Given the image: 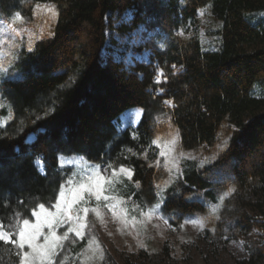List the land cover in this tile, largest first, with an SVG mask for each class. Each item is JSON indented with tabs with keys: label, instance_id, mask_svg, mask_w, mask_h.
Masks as SVG:
<instances>
[{
	"label": "trees",
	"instance_id": "obj_1",
	"mask_svg": "<svg viewBox=\"0 0 264 264\" xmlns=\"http://www.w3.org/2000/svg\"><path fill=\"white\" fill-rule=\"evenodd\" d=\"M45 2L55 5V22L31 52L26 45L18 52L14 66L21 78L1 82L13 118L0 126V217L11 221L37 203L54 202L70 170L59 168V154L134 169L133 181L140 183L133 196L140 206L152 203L160 171L151 140L170 126L179 133L180 149L198 150L212 147L227 125V143L213 159L181 163L182 176L164 191L162 214L172 225L204 215L220 191L233 185L237 205L229 230L264 231V0H0V15L17 7L27 16ZM202 8L220 22L214 48L172 32L194 21ZM128 10L135 12L128 30L151 15V26L166 33L164 48L150 43L149 63L126 66L110 56L102 59L108 15ZM157 68L165 79L159 84ZM165 100L173 105L165 108ZM132 107L143 109L139 124L117 134L116 120ZM29 134L32 143L25 142ZM39 156L44 175L34 163ZM246 207L263 221L249 218ZM211 223L206 237L222 243L221 221ZM85 243L67 242L58 259L70 258ZM218 245V251L224 249ZM250 251L247 260L230 257L231 264L257 263L264 244ZM0 264H18L15 246L0 242Z\"/></svg>",
	"mask_w": 264,
	"mask_h": 264
},
{
	"label": "rangeland",
	"instance_id": "obj_2",
	"mask_svg": "<svg viewBox=\"0 0 264 264\" xmlns=\"http://www.w3.org/2000/svg\"><path fill=\"white\" fill-rule=\"evenodd\" d=\"M39 4L52 6L50 2ZM36 5L30 9L27 16L22 15L17 7L11 10L9 14L4 12L0 15V20L3 21H11L16 12H20L23 17L22 21H17L14 25L19 30L20 36L0 34V65L7 69L5 74L0 75V126H5L13 118V108L10 101L2 93L1 82L6 78L8 80L21 78V73L14 66V59L17 58L18 52L23 46L29 47V44H32L41 34L48 32L55 22V18L49 12L44 8H36ZM200 12L203 14H198ZM134 13L133 10H128L120 15H108L102 59L110 56L113 60L120 61L126 66L133 65L135 62L149 63L151 56L150 43L153 42L160 48L165 47L166 33L159 26H151V15H147L144 21L137 23L133 29L128 30V27L132 24V19H134ZM198 13L194 21L176 25L172 32L179 36L197 37L204 45L214 48L215 31L220 22L210 13L208 8H202ZM181 30H183V35L180 34ZM9 39L14 40V43H8ZM160 72L163 73L160 68H157L154 78L155 83H157L156 80ZM159 80L160 83L165 80L164 74L159 76ZM158 92L162 93V90H158ZM171 106L165 104V108ZM133 110H135V123L125 119L126 115ZM142 114L143 109L140 107H132L122 112L116 120L117 134H120L125 128L135 129L142 118ZM229 127L233 128L232 126ZM175 134L176 131L169 126L165 134H159L156 138L159 137L160 143L163 144L164 141L170 140ZM228 137L229 131L227 125H225L217 134V141L212 147L205 146L202 149L192 151L180 149L179 140L177 139L178 151L176 155L179 157L180 172L181 163L185 160H195L198 164H204L213 159L216 153L226 145ZM157 149L159 153L160 148L157 147ZM181 152L184 154L183 156L179 155ZM60 156L73 158L71 164L64 161L65 166L62 169H70L68 176L75 174L73 179L77 183L91 166L100 164L89 161L81 154H59L58 157ZM77 157H83V159L77 160L75 159ZM39 158L42 161V157L39 156ZM36 161L37 159L35 160L36 167L40 172H44V168L38 167ZM60 163L62 162L58 160V165ZM155 166L160 171L155 184L156 193L159 192L160 195L152 203H147L144 206L139 205L140 203L133 196L138 190V185L133 179L129 181L122 176V183L116 186L119 197L126 201L121 207L127 208L129 218L135 216L137 221L141 223H137L135 228L131 224L125 227L122 220L119 218L114 219L107 209H101L102 216L99 219L94 213L90 212L87 218L88 227L85 229L83 238L86 242L85 245L70 258L63 255L59 259L66 257V264H205V256L207 261L212 264H231L230 257L240 261L247 260L252 245L264 244V231L259 227L238 231L229 230L228 220L235 216L237 205L233 185L220 191L215 203L219 204L220 207L215 213L210 209V205L215 204L209 203L208 210L204 215L193 214L183 219L178 225L170 224L162 214L161 205L163 202L161 201L164 200L165 189L173 186L180 175L175 171L169 175L164 167L163 158H160L159 166L156 165V162ZM106 175H111V169L108 170ZM157 185H159L158 188ZM221 196L224 197L222 201L219 199ZM129 197L132 199L129 200ZM134 205L136 206L135 210H133ZM90 206H95V202L93 201ZM151 208H155V210L149 216L148 212ZM50 210L54 211V209ZM245 211L252 220L263 221L262 214L255 213L249 207H246ZM141 212L145 215H141ZM186 220H202L203 227L199 224L193 225L191 222L185 223ZM213 220L221 221L219 238L222 243H217V240L211 242L206 237V229H213L211 223ZM65 230L66 227L59 229L58 234H62ZM93 237L96 238V242L90 243ZM79 240L81 239L76 238V242ZM218 244L223 245L224 249L218 251V248H215ZM66 250L67 247L63 249V251ZM16 251L15 248V254ZM255 264H264V256Z\"/></svg>",
	"mask_w": 264,
	"mask_h": 264
},
{
	"label": "snow or ice",
	"instance_id": "obj_3",
	"mask_svg": "<svg viewBox=\"0 0 264 264\" xmlns=\"http://www.w3.org/2000/svg\"><path fill=\"white\" fill-rule=\"evenodd\" d=\"M207 7L210 8L211 5ZM36 8H44L53 18L58 15L55 5L37 4ZM198 14L202 15L203 13L200 12ZM22 20L23 17L20 12L14 13L11 21L0 20V34L20 36L19 30L14 25L15 22ZM180 34L183 35V30H181ZM49 35H53V33L49 32ZM8 43L12 44L14 40L9 39ZM32 50L33 45L30 43L28 51L31 52ZM6 71L7 69L0 65V75L5 74ZM162 75V72L158 73L157 83H160L159 76ZM164 103L169 106L173 105L172 100H166ZM125 119L135 123V110L128 113ZM156 120L159 121L160 117L157 116ZM178 135L177 131L170 140L164 141L163 144L160 143L159 137L152 139L150 143L160 148L156 165L159 166L160 158H163L164 167L169 175L175 171L182 176V172L179 169V157L176 155L178 151ZM133 139H136L135 132L133 133ZM179 155L183 156L184 154L181 152ZM145 158H147L146 153ZM75 159L79 160L83 159V157ZM58 160L62 162L59 165L61 169L65 166L64 161L68 164L73 162V158L65 156L58 157ZM36 163L38 167H43L41 158L37 157ZM152 166L151 164L149 165V167ZM109 169H111V175H106ZM73 176H68L67 179L62 180L59 191L55 193L54 202L50 204L37 203L30 209H26L23 216L16 215L11 221L0 217V242L5 245L15 246L18 264H66V257L58 259V256L67 247L66 242L74 244L76 238H84L85 229L88 227L87 218L90 212L94 213L99 219L102 216L101 209H107L114 219H121L125 227L131 224L135 228L137 223H141L137 221L135 216L129 218L127 208L121 207L126 201L119 197L116 189L117 184L122 183V176L129 181L133 179L134 169L128 168L123 164L119 165L117 169L110 161L106 166L103 164L91 166L80 178L79 183L73 179ZM135 183L139 185L140 182L135 181ZM158 187L159 185H157ZM159 195L160 193L157 192V196ZM128 199L131 200L132 198L129 197ZM219 199L222 201L224 197L221 196ZM93 201L95 206H90ZM219 207V204L210 205L213 213ZM135 208L136 206L134 205L133 210ZM50 209H54V211ZM154 210L155 208L149 209L148 215L150 216ZM141 215H145V213L141 212ZM188 222L193 225L199 224L203 227L202 220L185 221V223ZM65 227L66 230L62 234H58V230ZM95 242L96 238L93 237L90 243Z\"/></svg>",
	"mask_w": 264,
	"mask_h": 264
},
{
	"label": "bare ground",
	"instance_id": "obj_4",
	"mask_svg": "<svg viewBox=\"0 0 264 264\" xmlns=\"http://www.w3.org/2000/svg\"><path fill=\"white\" fill-rule=\"evenodd\" d=\"M27 140H30V138H28Z\"/></svg>",
	"mask_w": 264,
	"mask_h": 264
},
{
	"label": "water",
	"instance_id": "obj_5",
	"mask_svg": "<svg viewBox=\"0 0 264 264\" xmlns=\"http://www.w3.org/2000/svg\"><path fill=\"white\" fill-rule=\"evenodd\" d=\"M29 137H31V136L29 135Z\"/></svg>",
	"mask_w": 264,
	"mask_h": 264
}]
</instances>
